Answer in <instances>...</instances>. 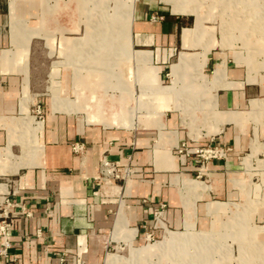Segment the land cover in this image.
I'll return each mask as SVG.
<instances>
[{"label":"crops","instance_id":"0c3cea01","mask_svg":"<svg viewBox=\"0 0 264 264\" xmlns=\"http://www.w3.org/2000/svg\"><path fill=\"white\" fill-rule=\"evenodd\" d=\"M178 1L136 0L130 22L106 9L107 0H0V190L8 189L11 198L31 213L27 217L13 211L9 236L18 264H62V258L63 264H109L113 247L150 244L145 227L159 203L167 204V231L185 232L190 227L196 232L215 229L232 234L243 221L236 216L238 207L262 199L254 171L264 160V57L249 59L242 42L233 39L241 31L232 30L231 47L211 48L202 67L204 76H191L189 70L183 74L185 65L194 61L185 54L201 52L195 46L207 40H221L222 24L209 19L217 13L212 10L205 15L207 28L202 25L198 34L193 14L174 12ZM195 21L196 28L190 31ZM86 34L85 42L74 39ZM60 48L63 57L56 55L58 62L79 58L80 51L89 49H105L111 60L85 62L106 71L59 65L58 106L39 67L42 57L50 58L52 49ZM180 54L184 55L178 73L180 67L173 65ZM54 62L46 76L49 81ZM199 78L207 82L202 94L193 82ZM178 81L182 91H189L180 94L183 117L173 95ZM145 86H166L159 88V94L142 96L141 106H155L159 116L140 113L133 125L130 112ZM26 92L33 97L29 115L41 123L30 141H21L29 144V153L21 157L16 142L27 117L22 112L28 103ZM214 94L221 112L214 109L212 115L226 122L213 136L214 144L232 152L225 160L209 162L202 181L197 179L199 160L182 162L175 146L188 142L198 148L210 143L206 136L189 140L183 120L206 121L199 102L203 95ZM37 107L41 120L32 115ZM76 142L85 145L82 153H74ZM253 145L259 153L249 168L245 159L252 155ZM104 156L121 168L131 157L136 174L125 184L97 182ZM199 182L205 190L195 187ZM248 225L262 227L255 238L264 241V206L257 208ZM166 233L157 230L154 237L160 240ZM144 263L149 264L146 259Z\"/></svg>","mask_w":264,"mask_h":264},{"label":"rangeland","instance_id":"374dc122","mask_svg":"<svg viewBox=\"0 0 264 264\" xmlns=\"http://www.w3.org/2000/svg\"><path fill=\"white\" fill-rule=\"evenodd\" d=\"M107 1L109 6L106 9L110 10L112 14L117 11L120 20L126 18L131 22V20L133 19L134 4L136 0H107ZM200 3L203 11H205L204 14L200 10L201 8ZM188 5L192 6V8H190L191 10H193L191 14L195 16L196 21H198L197 16L201 17L200 20L201 28L203 25L205 29L207 28L205 26V20H207L206 16L210 15L212 13L211 12L212 10L217 12L215 14H211L209 19L213 21L221 20L222 25L220 27V32H219L221 35V40L219 41L212 40V42L211 40L210 41L207 40L208 42L205 41V43L198 44L197 46H195V47H200L202 49L201 52L195 53L194 55L185 54L186 57H192L194 61L193 64L185 65L183 74H185V72L189 70L191 76H204L202 73V69H203L202 67L204 65L205 58H207V55L209 54L211 48L231 47L232 46L231 36H233L231 33L232 30L241 31L242 36L239 32L236 31L234 34L237 35V37L233 39L235 41L242 42V48L246 49V51L249 53V59L254 55H259L264 57V0H188ZM196 21L194 27L190 29V31L193 29L195 30ZM215 26H218V24H216ZM211 35H212V39H214L213 36H215V31H212ZM86 37H88V34H86L85 37L84 36L76 37L74 39H78L79 41H84ZM259 42L261 44H258ZM195 47H191V48H195ZM244 49L240 51L246 52ZM94 50L89 49V51L87 50L80 51L79 58H75L74 56L72 58L64 57L63 61L58 62L57 60L63 57L62 50L61 48L60 51L52 49L51 55L54 56L50 58L44 56L41 58L43 65H40L39 67L40 69L39 75L44 76L45 78L44 83L47 87L50 85L49 94L50 92L53 94L55 104L60 106V101L62 98L60 94L61 92L57 90L59 86V82L56 81V76L60 75L59 65L71 66L74 68L82 66V68L84 67L89 70L96 69L97 71L105 70V67L85 64V62L90 58H96V59L103 58L104 60L106 59L111 60L105 49H94ZM207 50L208 53L205 54ZM56 55H59L60 58L57 57ZM183 55L184 54H180L178 62L173 65L175 69H179L181 56ZM118 58H116V60ZM74 59L76 61H74ZM52 62H54L55 68L50 75L51 80L49 81V79L46 76H49V72H50L49 70L51 68ZM42 70L43 72L41 73ZM139 72H140V67L138 66V64H136L135 74H139ZM179 72H181V67L178 73ZM171 74L172 76H177V74H175V72L173 73V71ZM167 81H170L169 78H167ZM179 82L180 81L177 82L176 91L174 92L173 95L180 104L179 110L183 117L184 114L182 109L184 108L185 104H184V99L181 98L180 94L189 91H182L183 86H180ZM193 82L194 84L197 83V86L203 89L202 92L199 94H202L203 92L207 91V82L205 80L199 78L197 80H193ZM162 87H166V86H145L141 88L140 90L141 93L138 94L137 97L135 98L136 105L133 108L132 112H130V118L133 121V125L139 122L137 118H138V114L140 113L151 116H159V113L155 106L145 108L141 106V101H142V96L144 94L161 93V90L159 88ZM25 94L28 103L26 109L22 110V112L25 113L27 117H25L22 122V132H23L22 135H24V137L26 136V138H24L21 135L22 139H20L21 136H19V139L16 142L17 144H20L22 148V155H20L21 157L29 153V144L25 145L21 143V141L24 140L30 141V136L33 137V135L37 131H39V126L41 123V122H37L33 117H30L28 112V107L30 102L33 100V97L28 92H26ZM195 96L196 94H194V97ZM198 97H202V96H198ZM202 98L203 100L199 103H200V108L206 110L205 112L207 117L205 119L206 121H204L201 124L198 121H196L198 123H194L192 118L189 119L187 118L186 120H183V129L186 132L188 138L191 140H197L198 138L202 139L203 136L211 138L212 136L218 134L221 131V125L226 123L224 121L221 122L219 119H216L214 115H212L211 110L215 109L218 113L221 112L218 108L219 105H218L217 95L214 94L212 98L203 95ZM32 115H36V114H32ZM197 115L201 117L200 113H197ZM38 120L41 119H39L38 117ZM159 123L162 125L163 122L159 120ZM187 124H189V126H187ZM163 128L164 126L159 128L160 136L161 134L163 136V132H162ZM252 150H253L252 155H249L245 159L246 164L248 165L249 168H251V158L259 153L258 147L256 145H253ZM13 155L14 158L18 157L15 154ZM261 158L264 159V156ZM255 168L256 169L254 173L256 174L254 176L255 178H257L259 184H261L262 199L259 201L250 200L244 206L238 207V212L236 216L237 217L239 216L238 217L239 220L241 218L244 222L241 221V224H239L236 227L235 233L232 234L228 233L227 230L225 232L222 231L217 232L215 229H213L212 232H196V231H192L190 227H188V230L185 232L167 231L164 238H161L160 240L156 239V241L151 242L146 247L136 248L133 245H129V248L126 246L119 247L116 250H112L110 252L111 254H109L107 258L111 256H116L121 259L120 264H124V263L143 264V261L145 259L148 261L149 264H211V263L212 264H264V241H258L255 238L256 232L262 231L263 229L262 227L259 226L248 225V223L253 221V217L257 208L259 206H264V160H259V164L255 166ZM7 179L9 178H5L3 182H7ZM203 180L204 179H202V181ZM192 186L193 185H188L187 187L195 188L199 186L203 190L206 189V185L200 182L196 183L195 187Z\"/></svg>","mask_w":264,"mask_h":264},{"label":"built area","instance_id":"2783aa9c","mask_svg":"<svg viewBox=\"0 0 264 264\" xmlns=\"http://www.w3.org/2000/svg\"><path fill=\"white\" fill-rule=\"evenodd\" d=\"M35 114L41 119L42 112L40 107L36 108ZM72 149L76 154L82 153L85 150V145L76 142L72 145ZM175 150L182 162H185L189 158H196L199 160L200 171L197 175V179L199 180L204 179V171L209 162L225 160L232 152L231 148L215 145L213 136L210 138V143L207 146L191 148L189 147L188 142H182L175 146ZM131 159L132 158L130 157L129 164L121 168L117 163L109 160L107 156H104L101 160L100 172L96 181L100 183L113 181L125 184L136 174V169L130 164ZM166 210L167 204L165 203H159L154 206L151 223L145 227L148 230L146 234L148 242L151 243L156 241V238L154 237L155 231L162 230L164 233L167 232L164 225V215ZM13 211H19L20 214L27 217L31 216L27 207L14 201L9 192L0 193V264H18L17 259L11 254L13 245L9 236V230L12 228L13 223ZM40 234L41 232L38 231L37 235ZM119 247L124 246L113 247L111 248V251L116 250ZM61 262L63 264L65 259L62 258Z\"/></svg>","mask_w":264,"mask_h":264},{"label":"bare ground","instance_id":"6f19581e","mask_svg":"<svg viewBox=\"0 0 264 264\" xmlns=\"http://www.w3.org/2000/svg\"><path fill=\"white\" fill-rule=\"evenodd\" d=\"M255 5V4H254ZM190 8H192V6L188 5V0H179L175 7H174V12L176 13H180V14H191L193 12V10H191ZM121 15V14H120ZM198 17V21H197V32L198 34L202 31L201 28V24H200V20L201 17ZM123 18V17H122ZM122 20V19H121ZM112 29V28H111ZM119 31V30H118ZM127 32V31H126ZM125 32V33H126ZM107 34V33H106ZM119 37V36H118ZM116 41V40H115ZM127 41V40H126ZM85 42V41H84ZM106 42V41H105ZM93 46V45H92ZM102 46V45H101ZM117 52V51H115ZM114 59V58H113ZM116 59V58H115ZM8 189H1L0 193H4L7 192ZM192 243V242H191ZM174 245V244H173ZM177 246V245H176ZM185 246V245H184ZM180 247V246H179ZM187 247V246H186ZM211 250V249H210ZM149 251V250H148ZM149 253V252H148ZM175 254V253H174ZM184 254V253H183ZM148 255V254H147ZM190 255V254H189ZM192 256V255H191ZM204 256V255H203ZM109 264H120L121 263V259L118 257H110V259L108 260ZM212 264V263H211Z\"/></svg>","mask_w":264,"mask_h":264}]
</instances>
